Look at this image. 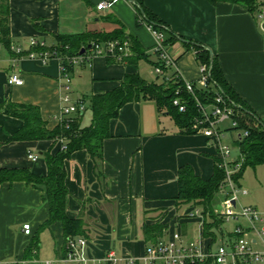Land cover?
<instances>
[{
    "label": "crops",
    "instance_id": "0c3cea01",
    "mask_svg": "<svg viewBox=\"0 0 264 264\" xmlns=\"http://www.w3.org/2000/svg\"><path fill=\"white\" fill-rule=\"evenodd\" d=\"M101 1L8 0L9 43L0 44V103L38 107L48 130L60 124L58 117L64 91L59 61L52 58L42 63L25 55L17 57L11 50L16 47L28 50L32 38L51 47L56 45L58 35H77L88 44L122 27L126 37L141 50L143 57L134 62L93 57L88 63L74 67L70 75V93L73 92L75 100L114 90L125 75H138L147 84L162 82L152 73L156 60L151 52L154 37L145 24H138L133 4L127 0H112L110 8L97 11L96 5ZM141 1L164 24L167 33L178 37L168 47L175 61L170 73L175 70L182 80L198 87L200 64L189 42L205 47L216 58L228 85L258 119L264 121V31L257 18L259 12L253 15L229 2ZM257 2L260 8L264 6V0ZM11 74L18 75L23 84L9 85ZM84 112L80 125L88 127L92 114L91 111ZM21 126L20 120L0 111V169H26L35 175H43L46 165L42 155L57 152L62 148V142H6ZM108 129L110 137L103 141L102 161L96 166L85 150L73 152L64 163L68 191L66 215L73 219L82 217L88 230L89 255L100 259L112 251L121 258L144 257L148 247L143 227L147 225L164 227L156 241H168L174 231L179 230L184 244L202 239L205 245L214 249L216 236L229 232L224 224L219 230L211 231L214 239L205 236L207 216L189 219L186 215L199 207L177 205L176 202L179 167L191 166L204 180L212 176L217 158L211 142L198 134H182L174 121L159 111L155 101L148 99L123 105L117 117L109 121ZM228 129L221 128V131L225 134ZM28 152L38 155V160L30 161ZM214 199L220 204L217 193ZM217 204L212 206L215 216L219 212ZM188 205L193 208L179 214V209ZM47 218L48 207L39 189L23 182L2 184L0 264H40L36 256L23 260V254L37 239L39 227ZM189 223L200 226L195 241L185 239ZM25 224L31 227L29 236L22 231ZM228 224L233 227L235 223ZM49 229H56V238L60 237L57 256L63 244L61 230L59 225Z\"/></svg>",
    "mask_w": 264,
    "mask_h": 264
},
{
    "label": "trees",
    "instance_id": "16d2710c",
    "mask_svg": "<svg viewBox=\"0 0 264 264\" xmlns=\"http://www.w3.org/2000/svg\"><path fill=\"white\" fill-rule=\"evenodd\" d=\"M135 8L138 24L146 22L158 30L166 32L164 24L147 9L141 0H132ZM211 4L217 2H229L240 6L249 13L255 15L260 7L257 0H207ZM8 0H0V44L9 43L8 27ZM166 41L178 39L173 33H167ZM128 40L131 46L132 56L123 59L124 62H134L143 57V53L136 43L124 34V29H118L111 35L97 38L93 41L106 40ZM91 41V42H93ZM90 42V43H91ZM90 43H85L83 37L77 35H58L56 45L35 50L54 49L61 57L79 55L81 49H85L84 54H89ZM195 51L199 64L210 66V80L215 84L214 89H197L196 97L202 104L215 103V98L220 95L238 114V126L230 127L228 131L245 130L247 136L240 141H236V146L240 149L243 159L241 172L237 176L239 179L243 171L250 167H264V130L258 125V119L252 109L242 101L233 88L225 81L222 71L216 58L210 57V52L203 46L189 42ZM24 55V54H23ZM63 59V58H62ZM111 60L110 58L108 59ZM113 61V60H111ZM66 64L65 61H62ZM67 72L71 74L73 67L68 66ZM181 82L174 79L168 83L160 84L145 83L138 75H125L121 84L116 89L98 96L83 97L88 100L92 114V122L88 127H81L80 119L83 113L73 115L72 122L66 127L60 123L53 130L47 129V122L41 118L38 107L28 104H15L11 102L0 103V111L10 117L22 122L21 128L10 135L6 142L17 141H56L62 142V147L55 153L46 152L42 158L46 165V173L35 175L26 169H0V186L4 183L23 182L31 185L42 192L43 201L48 207V218L40 225L39 230L49 229L54 225H59L63 238L62 248L68 238L88 237V230L82 217L69 218L66 215L67 187L65 185L64 163L75 151L85 150L90 160L96 166L102 161L103 141L110 137L108 123L117 117L119 109L130 102L141 99L155 101L159 111L165 112L175 123L182 134H195L192 129L193 120L198 116L197 106L194 99L187 93L181 91ZM177 92V93H176ZM178 95L184 102L185 112H179L172 106V99ZM222 178L221 171L215 167L212 176L204 180L196 175L189 165H183L177 170L178 193L176 197L177 205L192 204L198 206L203 215L209 217L210 221L204 223V235L215 237L211 232L220 229L222 222L213 216L212 201L217 191V186ZM164 227L161 225H147L143 227L145 242L147 247L154 244L162 235ZM38 249L37 239H34L25 249L23 260H31L36 256ZM191 264V263H190ZM192 264H212L209 260Z\"/></svg>",
    "mask_w": 264,
    "mask_h": 264
},
{
    "label": "built area",
    "instance_id": "2783aa9c",
    "mask_svg": "<svg viewBox=\"0 0 264 264\" xmlns=\"http://www.w3.org/2000/svg\"><path fill=\"white\" fill-rule=\"evenodd\" d=\"M111 5L112 0H103L96 5V10L103 11L110 8ZM257 18L259 21L264 20V6L260 8ZM142 23L154 37L151 52L156 60L152 66V73L164 83L174 79L180 80L181 91L189 94L196 103L198 116L193 120L192 129L195 134L211 142L216 150L217 168L222 173L216 191L220 198L221 210L217 213L216 218L222 224H235L228 233L216 236L213 241L214 249L205 245L202 239L184 244L180 231L176 230L170 240H159L150 245L144 257L140 259L121 258L112 251H108L102 258L97 259L88 253V240L83 237H75L66 240L63 249L55 258L42 261L40 264H192L207 260L212 264H264V213L252 206H244L240 202V196L247 195L246 191L240 189L237 178L241 172L243 159L242 156L237 159L231 157L230 147L223 143L224 134L219 127L227 121L231 122V127H237L238 114L220 95L216 96L215 103H200L196 97V90L214 89L215 87V84L210 80V66L200 64L201 77L198 87L191 82L182 80L175 70L170 73L175 67V61L168 52L169 43L166 41L165 32L146 22ZM45 47L42 40L32 38L29 41L28 50L25 51L21 47L11 48V50L17 57L24 54L26 58L42 63H46L52 58L59 61L61 88L64 94L58 121L65 124L66 127L72 122L70 117L85 111L83 99L72 100L69 97L71 74L67 72V67L74 68L86 64L93 57L110 58L115 62H122L123 59L132 56L129 41L119 39L93 41L89 45V54L70 57H61L54 49L35 50ZM62 61H65L66 64H63ZM8 84L21 86L23 81L18 75L11 74L8 77ZM175 95L171 101L172 106L181 113L185 112V102L177 94ZM246 136L247 131L241 130L237 133L235 141H240ZM27 158L35 162L39 157L28 152ZM198 216L200 215L197 209H193L186 215L189 219ZM22 231L24 235L29 236L31 234L30 225H23Z\"/></svg>",
    "mask_w": 264,
    "mask_h": 264
},
{
    "label": "rangeland",
    "instance_id": "374dc122",
    "mask_svg": "<svg viewBox=\"0 0 264 264\" xmlns=\"http://www.w3.org/2000/svg\"><path fill=\"white\" fill-rule=\"evenodd\" d=\"M2 52H3V49H2ZM70 86L72 87V83ZM69 97L70 99L75 100L74 99L75 96L73 92L72 94L71 93L69 94ZM85 103H86L85 112L87 114V113H90V107H89L88 100H86ZM220 127L222 129L230 128L231 122L227 121L223 123ZM240 131L241 130H232V131L226 130L224 132L225 134L223 138V143L227 144L230 147L231 157L236 158V159L241 157L240 149L235 144V137L237 133ZM238 185L241 190L247 192L246 196H240V202L244 206H252L258 209L259 211L264 212V167L256 166L255 168H250V167L246 168L243 171L240 178L238 179ZM217 202L218 201H215V199H213L212 206L215 207ZM191 208H193L192 205L183 206L182 208L179 209V214H183L186 210L191 209ZM216 208H217V211L221 210L219 203L217 204ZM195 209L198 210L200 216L203 215V211L200 208H195ZM213 216H215V214ZM206 219H207V222L210 221L209 217H206ZM223 226L227 231H230L232 228L231 224H224ZM199 228L200 226L198 224L189 223L187 225V235L185 239L191 240V241L197 240L200 234ZM57 234H58V231L56 229L55 230L45 229V230H41L38 233V237H37L38 249H37V255H36L37 262L38 261L42 262V261L51 260L55 258L56 246L58 244V241L60 240V237L56 238Z\"/></svg>",
    "mask_w": 264,
    "mask_h": 264
},
{
    "label": "water",
    "instance_id": "95a60500",
    "mask_svg": "<svg viewBox=\"0 0 264 264\" xmlns=\"http://www.w3.org/2000/svg\"><path fill=\"white\" fill-rule=\"evenodd\" d=\"M129 3L133 4V1L132 0H127ZM260 27L261 29L264 31V20L261 21L260 23ZM85 52V49H81L79 55H82L84 54ZM210 57H212L211 53H210ZM258 125L264 130V124L261 122V121H258Z\"/></svg>",
    "mask_w": 264,
    "mask_h": 264
}]
</instances>
